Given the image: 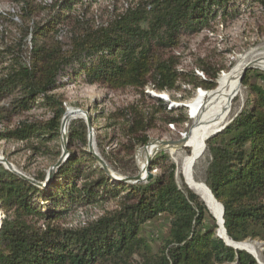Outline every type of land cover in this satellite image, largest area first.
Wrapping results in <instances>:
<instances>
[{
	"label": "trees",
	"instance_id": "1",
	"mask_svg": "<svg viewBox=\"0 0 264 264\" xmlns=\"http://www.w3.org/2000/svg\"><path fill=\"white\" fill-rule=\"evenodd\" d=\"M229 1L140 0L137 8L127 10L108 26L93 29L76 14L74 6L81 0H54L37 10L23 0L18 49L27 46L28 37H32V45L27 62L17 57L6 63L3 54L8 55L10 49L0 50V103L20 93L9 109L0 108V120L10 111H30L38 96L52 117L46 122H20L0 132V139L24 140L43 134L54 138L65 111L51 92L58 77L75 66L76 75L83 74L82 81L89 85L102 83L113 90L150 85L156 91H174L184 74L176 71L177 57L171 54L183 38L209 29L219 12L222 17L234 14L229 12L234 7ZM250 1L264 13V0ZM66 26L76 32L68 46L58 39ZM203 73L206 79L191 73L186 83L213 90L216 73ZM248 74L241 84L248 87L253 99L206 141L209 162L203 183L223 208V230L229 242L259 240L264 244V75H257L260 84L251 85ZM141 96L162 107L167 113L166 125L182 123L183 118L170 116L174 111L167 110L163 100L143 91ZM150 108L146 111L133 105L126 110V135L134 139L133 146L145 145L147 129L155 126L157 111L154 105ZM68 139L69 147L74 142L87 147L84 133L70 132ZM98 148L108 168L123 177L137 176L131 150ZM127 156L132 160L130 167L124 162ZM160 156L149 167L159 174L135 185L111 181L88 150L71 153L44 190L0 167V210L4 215L0 264H132L136 257L142 264H257L249 253L235 250L217 237V221L206 205L183 183V177L181 185L177 182L174 165L165 154ZM36 195L49 204L36 206L32 201ZM118 198L115 210L82 226L65 228L61 224L69 211ZM157 220L166 221L169 229L153 253L142 226ZM262 260L264 263V252Z\"/></svg>",
	"mask_w": 264,
	"mask_h": 264
},
{
	"label": "rangeland",
	"instance_id": "2",
	"mask_svg": "<svg viewBox=\"0 0 264 264\" xmlns=\"http://www.w3.org/2000/svg\"><path fill=\"white\" fill-rule=\"evenodd\" d=\"M53 1L54 0H26L35 10L39 7L50 6ZM81 1L80 5L74 6L76 14H78V17L86 26L98 29L108 26L127 10L137 8L140 0ZM229 2V6H234L233 9H229V12L232 14L233 11L235 12L234 14L222 17L219 12L211 21L209 29H205L196 35L183 38L171 54L177 57L178 64L175 68L176 71L184 74V76L180 78L177 88L174 91L160 92L154 90L150 85L142 89L127 87L118 90H113L102 83L89 85L82 81L83 74L80 76L76 75L78 66L69 68L66 73L58 77L57 87L51 94L56 95L59 101L62 102V107L65 111L63 117H66V114L71 112L72 118L67 121L65 120L64 124H62L61 120L57 135L54 138L50 137V135L43 134L38 138L30 137L24 140L11 139L6 141L0 139V167L8 170L19 178L22 176L32 182L41 184L42 186L40 187L31 183L33 186L44 190L47 174L52 172L53 178L51 180L56 177L58 168L53 167L60 157L65 154L63 158L64 162L71 153L78 155L79 152L88 150L89 143L91 142V153L96 154L100 159L101 157L98 153L99 146L111 147L113 149L118 147L117 149H119V151H121L122 148L131 150L138 175L140 172L137 162V152L139 148H143L153 141L178 142L188 133L192 126V120L187 104L194 100L200 91L204 94H208L215 90L218 86L219 79L242 62L248 63L246 64L247 66L257 55L258 58H264V13L262 9L258 7L257 3L251 2L250 0H230ZM22 3L23 0H0V50L7 52L5 48L10 49L8 55L3 54V60L6 61V63H9L11 59H17V57H19L22 62H27L29 59L32 37L27 38V46L18 49V45H20V30L24 19L22 17L24 13V11H22ZM73 32L74 29L72 27L66 26L61 28L58 39L61 40L65 46H68L72 35L74 36V34H76V32ZM2 65L3 67L6 66V64ZM202 70L208 72L209 75H214L216 73V78L214 80L216 86L213 90L205 91L200 87L192 88L191 85L186 83L191 73L200 79H206L207 76L205 78L204 71ZM248 71L250 72V74H248L249 84H260L261 81L257 75H264V69L251 67L246 72ZM4 72L5 70L2 71V73ZM240 85L241 94L233 101L232 109L222 126L223 128L239 114L248 99H253V94L250 93L251 91L248 87H243L242 84ZM142 91L145 95L156 99H161L159 97L164 96V99L161 100L166 102L167 110L174 111L170 116L178 119L183 118L182 123L177 125H166L164 123V116L167 115V113L163 112L160 105L155 102H150L148 98H143L141 96ZM19 96L20 93H17L15 96L3 100L0 103V108L9 109L11 102L17 101ZM36 100L37 102L28 112L14 113L10 111L4 115L5 118L0 120V132L5 129L11 130L20 122H46L49 120L52 117V113L48 107L40 103L42 97L38 96ZM133 105H138V107L146 111H149L151 109L150 107L154 105V109L157 111L155 114L157 119L155 126L147 129V143L145 145L133 146L132 141H134V139H131V141L129 140L131 137L128 138V135H126V120L128 119V111L126 110ZM86 118L90 120V127L87 125ZM184 119L186 120L184 121ZM81 123L85 124V129L82 128ZM121 129L124 133H122ZM70 132L75 135L84 133L86 135L87 147H83L79 142H74L72 147H69L68 135ZM44 137H49V139H42ZM189 152L190 149L188 148H179L177 154L173 156L166 151V149L162 151L157 150L151 157L150 164L152 161H159L161 159V153L165 154L169 164L174 165L176 180L181 185L180 176L181 178L183 177L180 170L181 158L184 155H188ZM5 162L10 165L8 169L5 167ZM124 162L127 167H130L132 164L130 156L125 157ZM208 162L209 156L205 149L202 158L193 165L192 172L194 177L202 182H204L205 179ZM106 169L108 171V176L114 183L116 182L114 176L123 177L107 166ZM117 169H120V165H117ZM124 169H126V167H124ZM149 174L153 177V175L159 174V171H149ZM40 176H43L42 180H35ZM182 179H184V177ZM148 181L145 180L141 183H147ZM182 181L184 184L186 183L185 180ZM32 201L36 203V206L40 207H45L49 204L42 203V200L37 195L34 196ZM119 202L120 200L118 198L105 203L102 202L99 206L88 205L84 208L79 207L64 215L61 224L64 225L63 227L65 228L82 226L88 221L99 217L104 212L115 210ZM3 217L4 215L0 210V224ZM58 223L60 224V222ZM142 229L144 238L149 242L148 244L151 246L153 253H156L160 247L161 241L167 236L169 229L167 222L164 220H157L155 222L146 223L142 226ZM244 242H252L260 245L259 261L251 254L250 255L256 260L257 264H264L262 260V254L264 252L263 242L259 240H245L236 244H242ZM132 264H142V260L136 257Z\"/></svg>",
	"mask_w": 264,
	"mask_h": 264
},
{
	"label": "bare ground",
	"instance_id": "3",
	"mask_svg": "<svg viewBox=\"0 0 264 264\" xmlns=\"http://www.w3.org/2000/svg\"><path fill=\"white\" fill-rule=\"evenodd\" d=\"M246 64L248 63L242 62L228 74L223 75L219 79L218 86L215 90L208 94H204L200 91L195 99L187 104L190 111L192 126L188 133L180 140V143L169 146L166 148V151L174 156L177 154L179 148L190 149L188 155L182 156L180 163V170L186 182L185 184L204 202L208 211L215 218L219 227L217 233L222 237L224 242L236 249H244L259 261L260 245L252 242H244L242 244L229 242L223 230L221 206L215 201L205 184L201 180L196 179L192 172L193 165L204 155L207 137L224 125L232 109L233 101L240 96L241 85L239 83V77ZM249 65L264 69V58H258L257 55L256 58L250 61ZM71 114V112L66 114V121L72 118ZM157 148L160 147L147 146L139 148L137 152V162L140 171H144L147 157H152Z\"/></svg>",
	"mask_w": 264,
	"mask_h": 264
},
{
	"label": "water",
	"instance_id": "4",
	"mask_svg": "<svg viewBox=\"0 0 264 264\" xmlns=\"http://www.w3.org/2000/svg\"><path fill=\"white\" fill-rule=\"evenodd\" d=\"M251 67H253V68H257V67H255V66H252V65H247V66H245L243 69H242V71H241V75H240V77H239V83L241 84V81H242V78H243V76H244V74H245V72L249 69V68H251ZM159 98H161V99H164L163 97H159ZM65 120H66V117H63V119H62V124H64L65 123ZM86 121H87V125H88V127H90V120L88 119V118H86ZM224 128L223 127H221L219 130H217L216 132H214L213 134H211V135H209L208 137H207V139H206V141L209 139V138H211L212 136H214V135H216V134H218L219 132H221L222 130H223ZM205 141V142H206ZM178 143H180V141H178V142H164V141H153V142H150V143H148V145L147 146H159L160 148H157V150H165L166 148H168L169 146H173V145H175V144H178ZM91 142L89 143V151H90V153H91ZM147 146H145V147H147ZM205 149H206V146H205ZM204 149V150H205ZM156 150V151H157ZM155 151V152H156ZM154 152V153H155ZM153 153V154H154ZM92 155H93V157L98 161V163L100 164V166L103 168V169H105V171L108 173V171H107V169H106V166H105V164L102 162V160L96 155V154H93V153H91ZM64 156H65V154H63L61 157H60V159L57 161V163L54 165V167L53 168H58L62 163H63V158H64ZM150 161H151V157H147V159H146V165H145V169H144V171H140L139 172V174L137 175V176H135V177H130V178H127V177H117V176H114V179H115V181L116 182H119V183H127V184H138V183H141V182H143V181H145V180H150L151 179V175L149 174V167H150ZM5 164H6V168L8 169L9 167H10V165L7 163V162H5ZM10 170V169H9ZM22 179H24L25 181H28V182H30V183H33V184H35V185H37V186H42L41 184H39V183H36V182H32V181H30V180H28V179H26L25 177H22V176H20ZM53 178V174H52V172H49L48 174H47V178H46V180H45V183H44V186H46L47 184H48V182L49 181H51V179ZM211 193V192H210ZM203 202V201H202ZM204 203V202H203ZM220 205V204H219ZM221 206V205H220ZM223 216V208H222V206H221V217ZM222 225H223V221H222ZM225 233V232H224ZM217 237L219 238V239H221V240H223L222 239V237H220L218 234H217ZM224 241V240H223ZM226 244V243H225ZM227 245V244H226ZM227 246H229V245H227ZM229 247H231V246H229ZM233 249H235V250H238V251H244L243 249H236V248H234V247H232Z\"/></svg>",
	"mask_w": 264,
	"mask_h": 264
}]
</instances>
